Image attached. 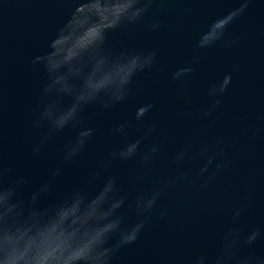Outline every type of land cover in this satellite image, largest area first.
Instances as JSON below:
<instances>
[{"label": "water", "instance_id": "95a60500", "mask_svg": "<svg viewBox=\"0 0 264 264\" xmlns=\"http://www.w3.org/2000/svg\"><path fill=\"white\" fill-rule=\"evenodd\" d=\"M78 2L0 0V156L5 165L28 179V189L51 180L54 198L76 187L95 190L106 176L115 175L121 194L127 196L121 211L129 224L139 219L132 207L138 192L156 190L187 173L193 182L171 185L161 193L137 241L122 248L112 264H186L198 252L212 254L240 205L246 206V213L239 226L264 230V0H253L228 27L224 39L238 37L231 47L222 41L204 49L194 45L212 21L239 6L237 0H155L143 22L110 33L113 48L154 49L156 61L135 77L133 94L125 101L109 110L96 104L84 110L80 127H93L95 133L84 150L66 162L64 146L79 127L49 134L46 124L33 126L47 74L42 66L33 68L32 59L49 51V41ZM154 21L161 27L150 31L147 24ZM193 56L200 57L195 71L183 82L173 81L174 68ZM225 73H231V83L220 105L210 117L197 115L196 109L211 106L213 98L206 89ZM147 103L152 109L141 121L133 120L127 137L110 131ZM188 112L192 115L185 118ZM153 124V133L145 135ZM257 128L261 131L254 136ZM134 139H141L137 157L114 161L93 178L112 149ZM152 144L160 150L141 166L139 155ZM203 144L221 148L231 165L201 189L203 178L196 176V170L202 161L195 153ZM36 145L41 146L39 153L33 152ZM186 145L193 159L175 162L174 155ZM55 168L61 173L52 177ZM254 251L264 254V240H257Z\"/></svg>", "mask_w": 264, "mask_h": 264}, {"label": "clouds", "instance_id": "9594fccd", "mask_svg": "<svg viewBox=\"0 0 264 264\" xmlns=\"http://www.w3.org/2000/svg\"><path fill=\"white\" fill-rule=\"evenodd\" d=\"M154 2L79 0L70 17L49 41V51L33 57L32 67L42 66L47 74L33 126L40 128L46 124L49 134L66 126L79 127L64 146V161L78 156L95 133L93 127H80L84 110L93 104L99 105L101 110H109L125 101L133 94L135 77L154 66L156 50L115 49L109 43L110 33L131 29L143 22ZM252 2L237 0L239 6L212 21L194 47L209 48L218 41H222L224 47L236 45L238 37L224 39L226 31ZM160 27L159 21L147 24L150 31ZM199 60V56H193L189 62L175 67L170 78L183 82L195 71L194 65ZM232 71H236L235 66ZM230 83L231 73H225L210 84L206 94L213 98L211 106L196 109V114L210 117ZM152 107L151 103L137 106L133 118L116 124L110 131L127 137L128 130L134 126L133 120L141 121ZM184 115L190 118L192 113ZM155 128V124L151 125L145 135L152 134ZM260 131L254 129L253 135ZM140 145L141 139H134L112 149L100 169L92 173L93 178L100 177L114 161L137 157ZM159 150L158 144H152L139 155V164L150 163ZM40 151V145L33 147L34 153ZM195 157L202 161L196 170V176L203 178L199 184L201 189L212 185L231 165L223 150L211 144H203ZM173 159L177 163L193 159L190 145L178 150ZM60 173L61 169L55 168L51 175L56 177ZM192 182L187 173H181L156 190L138 192L132 207L139 219L129 224L121 211L127 196L121 194L115 175L106 176L95 190L76 187L54 198L51 180L28 189V179L15 174L0 156V264H112L122 248L137 241L161 193L171 185ZM245 213V205L235 208L231 223L219 235L215 252H198L189 257L186 264H264V254L254 251L257 240H264V230L258 226L241 228L239 221ZM244 249H248L247 253Z\"/></svg>", "mask_w": 264, "mask_h": 264}]
</instances>
